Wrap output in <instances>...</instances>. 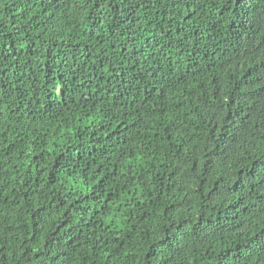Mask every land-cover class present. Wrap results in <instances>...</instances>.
<instances>
[{
	"label": "trees",
	"instance_id": "1",
	"mask_svg": "<svg viewBox=\"0 0 264 264\" xmlns=\"http://www.w3.org/2000/svg\"><path fill=\"white\" fill-rule=\"evenodd\" d=\"M0 264H264V0H0Z\"/></svg>",
	"mask_w": 264,
	"mask_h": 264
}]
</instances>
